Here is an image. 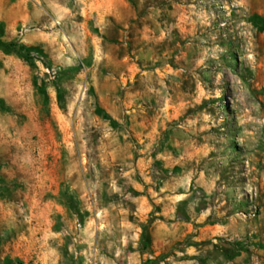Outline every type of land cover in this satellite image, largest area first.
Here are the masks:
<instances>
[{
	"label": "rangeland",
	"instance_id": "obj_1",
	"mask_svg": "<svg viewBox=\"0 0 264 264\" xmlns=\"http://www.w3.org/2000/svg\"><path fill=\"white\" fill-rule=\"evenodd\" d=\"M0 41V264H264V0H0Z\"/></svg>",
	"mask_w": 264,
	"mask_h": 264
},
{
	"label": "trees",
	"instance_id": "obj_2",
	"mask_svg": "<svg viewBox=\"0 0 264 264\" xmlns=\"http://www.w3.org/2000/svg\"><path fill=\"white\" fill-rule=\"evenodd\" d=\"M14 47V43H4L2 41H0V49L5 51V52H11L13 51V48ZM99 113H103L101 110H98ZM103 117H107V114H103Z\"/></svg>",
	"mask_w": 264,
	"mask_h": 264
}]
</instances>
